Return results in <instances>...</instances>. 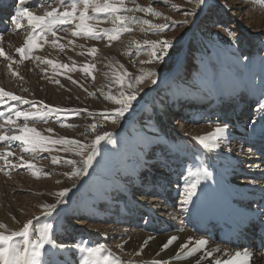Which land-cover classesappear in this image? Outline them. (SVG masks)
I'll use <instances>...</instances> for the list:
<instances>
[{
    "label": "rangeland",
    "instance_id": "rangeland-1",
    "mask_svg": "<svg viewBox=\"0 0 264 264\" xmlns=\"http://www.w3.org/2000/svg\"><path fill=\"white\" fill-rule=\"evenodd\" d=\"M67 2L66 0L65 3ZM100 2L102 3L103 0H100ZM124 6L127 8H135L136 6L151 8L160 15L157 17L143 11L122 12L120 15L130 18L131 31L114 33L111 30L118 26L113 24L111 15L100 14L99 16H93L92 10L89 9L87 13L89 16L88 24L100 34L96 39L83 33L77 36L72 35L74 31H77L75 26L79 23L78 19L71 24L56 25L53 29L54 35L52 32H41L39 28L33 32L27 19H20L21 27L16 31L20 39L19 48L25 47V40L32 35L38 36L35 41L37 47L32 51L25 49V55L30 58L24 60H21L20 54L15 51H12L9 55L18 58L17 61L19 63L28 65L30 64L28 63L30 59H33L34 64V57L36 56L35 66H37V70H48L46 73L39 72L38 74V71L33 66V72H36L38 77L40 76L39 81L44 82L45 79L43 77L48 75L51 70L52 72L49 73L51 77L46 78V80L48 79L47 83L52 88L51 92L53 91L54 98L50 101V105L29 98V101L33 102V105L31 104L32 107L31 105L29 107L22 106L20 109V112L45 113L43 117L33 116L27 122L23 117H20V120L15 119L12 115L11 117L15 120L16 125L23 126L24 123H30L34 125V128L38 126L39 129L46 131L45 134H48V136L44 137L45 141L64 139L75 140L78 144L46 143L44 147L48 149L47 151H42L37 147L36 151L24 152V155H21L23 156L22 158H18L13 154L11 157H7L9 162L7 164L4 159H0V171H2L0 182H3V186L13 183L9 181L12 178L9 179L11 176L5 169L8 165L10 167L15 166L12 169H21L18 172L23 175L24 179L33 178L34 180L36 179L35 181L32 179L35 183L38 182L43 185L48 184L47 182L50 181L51 184L49 186L54 189L55 193L65 192L67 195L73 194L74 196L79 182L81 181L80 185H82L86 181L80 187L79 195L73 197L71 206L69 205L71 200L69 203L66 202V205L68 204L66 210H57L58 201L62 198H59L58 194L56 199H52V203H47L45 197L39 194L37 196L44 198L43 203L33 200L29 201V199L28 201L25 200V203L29 205V209H34L36 213L42 214L40 217L36 219L29 217L23 223L19 222L12 228L0 223V225H4L3 228H0V232L4 234L19 232L25 224L30 223L27 253L29 256L32 252L31 242L39 238V234L45 224H52L53 227L48 233L49 242L40 249L37 264H42L48 259V264H55L57 259H65L62 257L63 254H67L63 250L64 245L55 242V237L61 230L68 228L69 225L74 227L78 224L85 225L84 221H82L83 211L86 207L91 206L93 201L101 202L102 198L100 195H102L104 187L108 188V192L114 191L117 197L120 196L118 199L122 206L128 198L125 196V192L130 186V180L132 179L128 171L139 169L140 176L147 174V172L160 176L155 171L163 165V162H169L174 167H178L181 170L185 168L186 170L185 173L182 172L181 176L185 178L182 181L183 185L178 189L180 194L178 193V197L175 199V201H182L183 206H180L182 207L180 210L182 215L185 216L183 221L180 222V226L177 225V233L190 232L194 234L198 226H190L188 222L192 219L190 218V212L193 210L192 215L195 212L194 206L197 191L201 187L206 188L213 181L211 176L207 181L206 179L209 173L216 171L215 166L225 165V159L217 160L213 165H208L204 161L205 158L202 159L204 154L209 152L204 147L215 149L218 152V149L222 151V144L223 147H225L224 144H232L230 141L231 137L227 136V133L234 129L232 125L221 124L218 121L220 119L214 118V109L221 108L218 101L225 95L228 102L234 100L233 96H238L239 98L237 99H242V104L255 103V106L252 105L249 108L251 114L248 116L246 124L249 129H252V136L249 137L248 133L245 136L246 138L239 139L240 142L246 141L247 138L260 142L262 140L261 134L264 135V110H262L264 109V0H207L206 7L202 8L196 6L195 0H125ZM194 8L196 9L195 15H185V13L192 11ZM78 14L79 12H77V16ZM37 16H42V13ZM133 17L135 19H131ZM144 20H147L149 24L141 23ZM160 26H163L162 30ZM59 28L63 29V32L67 34L66 37L62 36L63 40L61 41L57 39V33L61 31ZM106 30L108 31L106 32ZM189 31L191 37L190 39L187 38L188 45L183 48ZM12 33L10 32L9 34L12 35ZM29 33L31 35L28 37ZM111 35H118L119 38L111 39ZM48 37L57 41L55 45L53 43L48 45L49 50L57 54V56L59 55V57H51V61L54 64H56L54 61L59 62L60 59L65 58L63 56L64 51H66L65 54L69 55L70 66H67L66 69L61 66L53 67L51 64L42 62L49 59L52 54L51 52H48L49 55L41 52V45L47 43ZM69 41H72V43L69 44ZM158 41L171 42V46L167 49V54L162 59L152 56L154 51L152 43ZM61 44L64 45L63 50L59 47ZM4 47L0 44V49ZM90 49H96L95 53L89 54ZM182 49L185 52L181 57V61L185 62L184 65H186V69L188 68V70L184 69V73L178 71L182 68V65L177 68L174 65L177 53ZM155 51L159 56V44H157ZM86 64L89 65L91 75H85L84 71H81ZM8 68L10 67H7L8 72H11ZM169 68V75H172L171 77L168 76L169 80L176 79V83L173 86H170L169 80L165 79ZM125 72L128 75L124 77L123 85L117 84L115 82L116 76H122ZM137 77H143L142 82L137 83ZM62 78L64 79L63 82L61 81ZM156 78L160 79L161 86L156 89L148 88V92L144 94L142 88L146 85H152V81ZM73 81H76V83H73ZM229 87L230 89H228ZM39 90L41 91L42 87ZM120 91H124L125 95L135 94L136 99L132 101V106L123 116L117 117L115 112L121 106L116 104L114 99L119 98ZM204 94H208L214 100V102H209V109L206 108L207 106H204L205 109L199 106L198 110L190 116L188 114L189 117L197 118L195 124L189 125V127L195 128L200 133H196V130L189 129L190 131H188L184 129L189 139L195 140L199 143V146H204H202L200 151L201 157L198 158L196 155L199 152V148L196 149V147L188 145L189 141L184 138H181L177 145L172 146L173 143L169 137L159 130L155 121V105H167L168 108L179 110L182 113L180 107L182 109L185 108L183 105L193 96L195 97L193 99L200 97L203 99L202 96ZM188 108L189 106L186 109ZM56 109L61 111L57 112L55 111ZM169 112L173 114L171 110ZM235 112L236 110L232 111L230 115ZM224 113H227V111L225 110ZM92 125H96V127L93 129ZM217 128L224 129L222 133L226 138V142L222 143L223 137L220 136L222 133H217ZM225 129H228V131L225 132ZM97 135L104 136V139L95 145V152L93 153L89 146L92 145ZM255 136L260 138L258 139ZM249 142L250 144L254 143V141ZM163 143L168 148L163 151L164 153L153 152ZM234 144L239 145V143ZM255 146L256 144H254V151ZM23 147L31 146L23 145ZM81 147L84 148L82 152ZM89 154L93 156L90 162L93 168L89 177L84 179L85 171L80 170L84 168L83 161ZM0 155L3 154L0 153ZM252 155L256 157V154ZM141 156L146 159L145 162L148 159L150 160L148 161L150 164H147L148 170L143 169ZM241 156L243 155L233 150L232 153L230 152V157L233 160L235 159V162L240 161L239 157ZM246 157L250 158L248 155ZM53 158L56 159V163L52 162ZM10 159L12 163H10ZM69 160L74 161V163H67ZM156 161L161 165L158 164V166L153 163ZM28 164L33 165V168H29ZM239 164L242 165L241 161ZM239 164L237 165L238 167L240 166ZM171 169L168 165H163L162 168L166 172ZM33 170L36 172L35 176L32 174ZM76 171H79L80 174L71 175V173ZM172 171L174 173L173 169ZM6 174L8 178H6ZM142 179H145V177L142 176ZM216 179L218 178L216 177ZM175 180L178 182L175 184L179 187L180 181L177 180V176H175ZM193 183H195V188L192 190L193 194L185 204V189ZM170 185L172 184L170 183L168 186ZM117 191H120V194ZM130 193L132 194L130 195L131 198H140L137 194H134V190H131ZM114 201L118 202L117 200ZM98 203V210L102 211L103 204ZM45 205H55V209L50 211L44 207ZM27 211H29L28 207L22 212L27 214ZM28 216L26 215V217ZM203 221L205 220L199 219L197 223ZM93 224L94 227L95 224L99 223ZM74 231L69 232V235L77 233ZM167 233L171 232L166 231L165 234ZM82 236V233L77 236L78 240L73 242L74 246L72 247L76 257L79 255V261L80 259L84 261L87 255L81 249L99 246L96 242L94 244L88 239H83ZM21 239V237H15L13 243H19ZM68 243H72V241ZM105 250L103 247L102 256L108 255L114 264H125L126 259ZM54 252L57 253L54 256H49ZM245 263L251 264V262L247 261Z\"/></svg>",
    "mask_w": 264,
    "mask_h": 264
},
{
    "label": "bare ground",
    "instance_id": "bare-ground-1",
    "mask_svg": "<svg viewBox=\"0 0 264 264\" xmlns=\"http://www.w3.org/2000/svg\"><path fill=\"white\" fill-rule=\"evenodd\" d=\"M2 1L4 0H0V8H2ZM33 1L34 0H31V3H27L26 7L33 15L36 16L40 15L43 10L49 9L48 11H51L53 7H58V11H64V9L60 7L59 3H55L51 6H42L43 9L41 8L37 11H31ZM46 1L49 2V0H41L40 5ZM3 15H5L6 19L2 17L3 19L0 21V44L5 46L2 50L4 51L5 56L9 57L10 59H5V56H0V89L19 96L23 100L28 101V103H20L19 101L9 100L7 97H5L4 99L6 103L0 104V112L5 113V116L12 115L15 119H19L15 116V112H20L22 106L29 107V105H33V102L29 101V98L32 100H39L50 105V101H52L54 97L52 94L53 91L51 92L52 88L48 86L49 83H47L48 79L46 80V78L51 77L49 76V73L52 71L50 70L48 75L43 77L46 81H39L40 76L38 77L36 72H33V66L37 70V66H35L36 56L34 57V64L33 59H30V62H28L30 64L28 65L26 63H19L17 61L18 58L11 57L9 55L12 53V51L16 52V49L19 48L20 39L18 38L17 34H9L11 31L5 34V31H7L8 27L13 28L15 25L13 23H9L7 17H9L10 14H8L5 9H3ZM190 31L186 35L183 48H186L188 45V39L191 37ZM57 34V39L59 41L63 40L62 36H67L63 30ZM30 35L31 33L28 34V37ZM53 40L54 38H49L47 43L41 46V52H45L47 54L48 52L52 53L47 60H51L52 56L59 57V55L57 56V54H54L48 49V45H51ZM66 48L69 49L68 46H66ZM184 52L185 51L182 49L177 53V58L175 59L174 64L176 68L182 65L183 69L180 68L178 70L181 73H184V69L188 70V68L186 69L185 67L186 65H184L185 62L183 63V61H181V57L184 55ZM65 53L66 51H64L63 54L65 61L63 58L60 60L58 59L59 62L54 61L56 65H60L61 67H63V65H67L68 67L70 66V57ZM12 61H16V63H11ZM7 67H10L8 69H10L11 72H8ZM37 71L39 74V72L46 73L48 70ZM169 71L170 68L167 70L165 78L168 80L170 79L169 77L172 76L169 75ZM13 72L17 73V75H11ZM84 74L88 75L86 72H84ZM159 80L160 79L156 78V83H152L150 86H144L142 88V92L146 94V92H148V88H159L161 86V82ZM61 81L63 82L64 79L62 78ZM169 83L170 86L175 85L176 79L169 80ZM40 87H42L41 91L39 90ZM228 89H230V87ZM202 97L203 99L201 97L194 99L195 103L197 104L196 106L190 103L187 105V107L189 106L188 109H186L187 107L183 109L181 108L182 113H180L179 110L171 109L170 107L168 108L167 105H155L156 124L159 130L169 137L170 141L173 143V145H171H177V142H179L181 138H184L186 141H189L188 145H192L196 147V149L199 148V152L196 155L198 158L201 157L200 151L203 145L199 146V143H197L195 140L189 139V136L184 132V129L188 131H190L189 129L195 131L196 129L189 127V125H194L197 118L189 116L198 110L199 106H202V109H205L204 106H207L206 108H208L210 101L214 102L213 98H210L208 94H204ZM233 97L234 100H231L229 103L231 111L227 113H224L223 111L226 103L228 102L227 100L226 103L224 102L221 104V108L214 109L215 119H220L218 121H220L221 124L225 125L227 123L232 125V128H234L227 133V136L231 137L230 141L232 144H224L227 148L223 147L222 144V151L218 149V152L215 149H209L203 146L209 151L205 153L204 157L202 158H205L204 161L208 165H213L215 161L222 159H225V165L215 166L214 168L216 171L209 173L206 179L207 181L211 176L213 181H211L209 186L206 188L201 187L197 191L196 203L194 206L195 212L194 215H192L193 210L190 212V218L192 219L188 222V225L190 226H198V228L195 229L194 234L190 232H183V234L177 233V225L180 226V222L183 221L185 216L182 215L180 210L182 208L180 206H183L182 201H175V199L178 197V189H180L183 185L182 181H184L185 177H182L181 175L182 172H186L185 168L181 170L178 167H174L172 164H169V162H163V165H168L174 170V173L172 169L169 172H166L162 170L163 165L156 161L153 163L161 165L155 171L160 176H155L148 172L147 174L140 176L138 172L139 169L136 171H133L132 169L131 171H128L129 174H131L132 179L130 180V186L125 192V196L128 198L126 201H124L122 206L120 205V200L118 199L120 196L117 197L116 192L115 195L113 190V192H108V188L104 187V191L101 193L102 195H100L102 198L101 202L98 201V203L97 201H93L91 206L86 207L83 211L82 221H84L85 225L78 224L75 227L69 225V227L64 230L60 229L61 231L59 234L57 233L58 235L55 237V242L64 245L63 250L67 254H63L62 257L65 259L59 258L56 260L55 264H83L84 261H81V259L79 261V255L76 257V254L73 252L74 249H72L74 246L73 242H77V236H79L80 233H82L83 239H88L90 242L94 244L97 243L99 246L102 245L104 249L113 252L118 257L126 259L125 264H225V261L232 259V257L237 252H240L242 257L246 252L247 257L245 258V261L251 262V264H264V151H262L264 150V135L261 134L262 140L260 142L248 138L246 141L240 142L239 139L244 138L248 133L249 137L252 136V129H249L246 124L248 116L251 114V110L248 107L254 105L255 103H250L251 105L244 103L242 104V99L238 100V96ZM9 109H12V111L9 112ZM170 110L173 114H170ZM235 110L236 112L230 115V113ZM27 125L30 128H34V125H31L30 123H27ZM34 129H36L41 137L44 138L46 135L48 136V134H45L46 131L44 132L43 130L39 129L38 126H36ZM227 131L228 129H225V132ZM195 132L197 133L198 131L196 130ZM260 132L258 133L260 134ZM19 134L20 132L17 128H15V125H5L4 117H0V135ZM220 136L223 137L222 143L226 142V138L224 137L223 133ZM255 137L258 138L257 136ZM249 141H254V143L250 144ZM234 143H239V145ZM254 144H256L255 151ZM228 146L230 147L228 148ZM22 147L23 145L20 141H13L10 145L6 141H0L1 154L10 151L16 157L22 158L23 156L21 155H24V152L21 151ZM261 147L263 148L259 150ZM161 150L155 149L153 152L161 153L164 151V149ZM232 150L243 155L239 157L242 165L239 164L240 161L235 162L236 160L234 159V161L233 158L230 157V152L232 153ZM252 154H256V157ZM246 155L250 156V158H247ZM142 156L140 158L142 160H140L142 162L141 165H143V169L148 170L147 164H150L148 163L150 160L148 159L147 162H145L146 159ZM10 163H12V161ZM238 164L240 165L239 167L237 166ZM14 167H10L8 165L5 168L6 171H8V174L11 176L9 179L12 178V180H9L13 182L11 183L12 185L8 183L6 184L8 186H3V182H0V223H3L11 228L15 227L19 222L23 223V221L27 220L29 217H34V219H36L42 215L40 213H36L34 209H29V205H26L27 203H25V200L28 201L29 199V201L33 200L35 202L43 203L44 198L37 196L42 194V196L45 197L47 203H52V199H56L58 196V193H55L54 189L49 186V184H51L50 181H46L48 184L43 185L39 184L38 182L35 183L34 181L36 179L34 180L33 178L32 179L34 181L32 179H24L22 177L23 175L18 172L21 169H12ZM92 168L93 165L89 164L85 174L83 175L84 179L89 177ZM0 174H2V171H0ZM142 176H144L145 179H142ZM175 176H177V180L180 181L179 187L175 184L178 183L175 180ZM216 177L219 180L216 179ZM6 178H8L7 174ZM80 182L76 188L74 196L73 194H66L62 198L59 197L61 199L58 203L57 210H66L68 205H66V202L69 203L70 200L71 201L69 205L71 206L72 200L74 199L73 197L79 195L80 187L83 186L86 181L82 185H80ZM170 183L172 185L168 186ZM131 190H134V194H137L140 198H131ZM19 191H21V193H19ZM120 191L117 192L120 194ZM125 196L123 197L126 198ZM114 200H117L118 202ZM97 203L103 204L102 211L98 210L99 206ZM27 207L29 211L26 212L27 214H24L22 211L26 210ZM209 212L211 213L209 214ZM26 215L29 216L26 217ZM199 219L205 221L197 223L199 222ZM93 223L99 224H95L93 227ZM73 231L77 233L70 236L69 232ZM166 231L171 233L165 234ZM172 237H176L177 239L165 249L163 246ZM201 239L207 241V243L206 245L198 248L196 241ZM70 241H72V243H68ZM257 244H261V247L258 248ZM181 245H187V247L181 248ZM189 252H191L192 255H195L190 257L192 255H187ZM56 253L57 252H54L49 256H54ZM137 253H139V255H137ZM177 253H180V255L177 256ZM209 253L211 254L209 255ZM48 260H45L42 264H48Z\"/></svg>",
    "mask_w": 264,
    "mask_h": 264
},
{
    "label": "snow or ice",
    "instance_id": "snow-or-ice-1",
    "mask_svg": "<svg viewBox=\"0 0 264 264\" xmlns=\"http://www.w3.org/2000/svg\"><path fill=\"white\" fill-rule=\"evenodd\" d=\"M207 0H195V4L197 7L202 8L206 7ZM125 0H103L101 3L100 0H70V3L65 4L64 0H61V6L65 8L64 11H58L57 8L53 7L51 11L46 12L43 16H36L33 15L26 7L23 6V0H21V7L18 9L17 14L15 17H13L12 23L17 27H21L20 19L26 18L29 26L32 27L33 32L37 28L41 30V32L48 33L53 32V29L56 25H66L71 24L74 20L78 19L79 23L76 24L77 31H74L72 33L73 36H77L80 33H83L86 36H89L93 39H96L99 33H97L92 27L89 26L88 20V10H92L93 16H99L100 14H103L105 16L111 15L113 17V24L117 25L118 27L112 29L111 31L114 33H119L121 31L128 32L131 31L130 27V18L127 16L120 15L122 12H133V11H143L145 13H148L153 16H159L160 14L158 12L153 11L151 8H141L139 6H136L135 8H127L124 6ZM70 9V10H69ZM77 12H79L77 16ZM196 9L194 8L192 11L185 13V15H195ZM131 19H135L134 17ZM143 24H149L147 20L142 21ZM151 27V25H149ZM161 30L163 29V26H160ZM108 30H106L107 32ZM111 39H118V35H111ZM38 39V36L32 35L30 38H27L25 40V47L23 48H17L16 52L20 54V59L24 60L27 57L25 55V49L28 51H32L34 48L37 47L35 41ZM52 43L55 45L57 41L54 39ZM69 44L72 43V41L68 42ZM157 44H159V56L157 52L155 51ZM171 46V42L169 41H158L152 43V48L154 51L152 52L153 57H157L159 59H162L164 55L167 54V49ZM60 49L63 50L64 45H59ZM96 49H90L89 54L95 53ZM0 56H5V53L2 49H0ZM5 59H10L9 57L5 56ZM46 64H51L53 67H60V65H56L51 60H44L42 61ZM11 63H16V61H12ZM63 67L67 68V65H63ZM81 71L88 72L89 75H91V72H89V65H84V67L81 69ZM12 75H17V73L13 72ZM128 74L125 72L122 76L117 75L115 82L117 84L123 85L124 83V77H126ZM151 75V74H150ZM143 77H137L136 82L140 83L142 82ZM73 83H76V81H73ZM152 83H156L155 80L152 81ZM131 87V86H130ZM5 97H7L9 100L13 101H19L20 103H28V101L23 100L21 97L16 96L10 92H7L3 89H0V104L6 103ZM109 99H113L112 97H108ZM136 99L135 94H128L125 95L124 91H120L119 98H115L114 102L116 104H119L121 107L116 110L115 116L120 117L123 116L125 112L129 110V108L132 106V101ZM264 110V109H262ZM12 109H9V112H11ZM52 111V110H50ZM55 111L59 112L61 110L56 109ZM45 113H28V112H15V116L17 118L23 117V119L27 122L30 118L33 116H40L43 117ZM0 117H4V123L6 125H15V128H17L20 132L19 135H0V141H6L11 144L13 141H20L22 145H30L31 147H22V152H28V151H36L37 147L40 148L42 151H47L48 149L44 147L45 143H53V144H78L75 140H55V141H45L43 137L40 136V134L36 131L34 128L28 127L27 123H25L23 126L16 125L15 120L12 119L11 116H5V113L0 112ZM115 122V120H113ZM63 126V125H62ZM93 129L96 127V125L91 126ZM226 127V126H225ZM49 131H51L49 129ZM217 133H222L224 131L223 128H217ZM104 139V136L97 135L95 140L92 142V145L89 147L91 148V151L95 152V145L98 144L101 140ZM84 151V148L81 147V152ZM79 154V153H78ZM13 153L8 151L4 153L3 155H0V159H4L6 164L8 163L7 157L12 156ZM93 159V156L89 154L87 158L83 161L84 168L80 171H86L87 167L89 166L91 160ZM53 163H56V159L53 158ZM69 164H73L74 161H67ZM29 168H33V165L28 164ZM34 176L36 175L35 170H33L32 173ZM80 172L76 171L71 173V175H79ZM195 188V183L190 184L185 189V200L184 203L186 204L188 202V198L193 194V189ZM65 192L58 193L59 197L65 196ZM59 202V201H58ZM45 208L51 210L55 209V205H45ZM29 224H25L23 226V229L19 232H12L11 234H4L3 232H0V264H37V258L40 255V249L44 247L46 243L49 242L48 240V233L50 229L53 227L52 224H45L43 226V230L39 234V238L35 241L31 242L32 252L31 255H26L29 247V240H28V230H29ZM4 225H0V228H3ZM15 237H21V241L19 243H13V240ZM177 238L172 237L169 239V241L163 246L165 249L169 247L175 241ZM207 241L201 239L196 241L197 247H201L206 245ZM63 247V246H61ZM187 245H181V248H186ZM82 251L86 252V258L83 262V264H114L112 260H110L108 255H101V252L103 250V246H97V247H89L86 249H81ZM211 253H209L210 255ZM139 255V253H137ZM180 253H177V256H179ZM187 255H192L191 252H189ZM247 257V253L245 252L242 254L240 252L235 253V255L232 257V259L225 261V264H245V258Z\"/></svg>",
    "mask_w": 264,
    "mask_h": 264
}]
</instances>
